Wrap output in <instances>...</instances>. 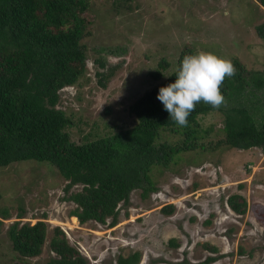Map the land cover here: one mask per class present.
Instances as JSON below:
<instances>
[{
    "label": "rangeland",
    "instance_id": "obj_1",
    "mask_svg": "<svg viewBox=\"0 0 264 264\" xmlns=\"http://www.w3.org/2000/svg\"><path fill=\"white\" fill-rule=\"evenodd\" d=\"M83 14L88 78L61 87L55 105L69 117L74 141L132 124L128 104L156 82L148 71L158 68L165 75L184 47L237 58L246 68L262 66L264 38L255 25L264 21V8L257 0H88ZM100 57L115 65L104 86L94 75ZM161 59L166 68L158 66ZM199 123L207 129L205 140L222 135L219 112H206ZM150 175L156 189L145 198L139 188L131 189L118 202L116 223L108 226L109 216L104 223H79L68 214L74 203L63 198L66 180L49 163L25 159L0 166V215H6L0 217V264H44L54 254L48 247L54 225L87 264H115L119 253L134 250L140 252L135 264H261L263 149L196 148L180 152L175 163L152 167ZM232 193L245 197L244 212L228 207ZM165 203L173 204L169 213L159 210ZM16 219L44 221L37 255L23 257L11 249L6 228ZM207 256L214 258L204 262Z\"/></svg>",
    "mask_w": 264,
    "mask_h": 264
},
{
    "label": "trees",
    "instance_id": "obj_2",
    "mask_svg": "<svg viewBox=\"0 0 264 264\" xmlns=\"http://www.w3.org/2000/svg\"><path fill=\"white\" fill-rule=\"evenodd\" d=\"M257 1L264 8V0ZM87 5L88 0H0V166L25 159L49 163L66 180L63 198L74 203L68 214L79 223H104L109 216L111 226L117 221L118 202H125L133 188L140 189L141 198L155 190L150 170L175 163L180 152L231 146L264 150V56L259 68H246L232 58L235 75L225 78L220 89L225 103L218 109L198 103L184 127L169 117L157 94L175 81L183 57L197 53L192 47L179 50L165 75L158 68L148 71L156 82L128 104L132 124L83 135L81 141L70 139V119L55 105L61 87L88 78L81 42L88 33L83 14ZM255 31L264 38V21ZM96 62L101 68L94 71L96 82L104 86L115 65L102 57ZM167 65L164 59L158 62L160 68ZM208 111L221 114L222 135L205 140L207 129L199 119ZM75 184L80 187L70 190ZM226 202L232 211H245L246 199L240 193L229 194ZM172 206L165 203L159 210L169 213ZM6 234L17 255L32 257L41 250L46 225L41 219H16ZM48 247L54 254L44 264H87L57 225L51 228ZM139 255L138 250L119 253L115 264H135Z\"/></svg>",
    "mask_w": 264,
    "mask_h": 264
},
{
    "label": "clouds",
    "instance_id": "obj_3",
    "mask_svg": "<svg viewBox=\"0 0 264 264\" xmlns=\"http://www.w3.org/2000/svg\"><path fill=\"white\" fill-rule=\"evenodd\" d=\"M234 75L232 62L212 52L198 51L185 55L176 71L175 81L160 87L157 99L169 117L184 127L198 103L203 102L217 109L225 103L220 89L225 78Z\"/></svg>",
    "mask_w": 264,
    "mask_h": 264
}]
</instances>
